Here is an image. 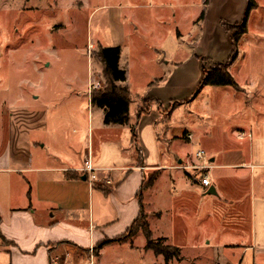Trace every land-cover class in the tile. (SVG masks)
<instances>
[{
  "label": "rangeland",
  "instance_id": "rangeland-1",
  "mask_svg": "<svg viewBox=\"0 0 264 264\" xmlns=\"http://www.w3.org/2000/svg\"><path fill=\"white\" fill-rule=\"evenodd\" d=\"M254 2L256 6L246 15L248 0H0V101H5L6 106L13 101L44 106L49 113L57 109V115H49L50 129L51 119L55 118L62 122L64 132L72 135L78 124L86 123L85 116L81 120L80 114L72 111L85 104L76 94L86 92L83 86L87 75L89 94L106 88L97 56L99 47L119 46L120 64L127 73L132 100L135 98L143 107L146 103L141 105L140 98H154L155 103L150 106L153 110L141 115L137 126H130V130L122 126L99 130L102 111L94 107L91 127L95 152L98 136L118 137L123 144L129 131L133 140L138 137L144 163H158L153 128H162L166 123L170 129L187 127L208 150L234 147L245 152L247 141L237 135L250 130L255 139L261 135L253 149L256 155L264 156V0ZM245 17L247 31L235 42L233 34ZM89 44L93 45L91 50ZM43 60L50 65L43 70L46 78L42 83L41 73L28 66H33L34 61L40 66ZM219 63L230 64V74L242 86L239 92L226 85H201L203 70ZM25 77L42 85L40 99L29 98L37 87L29 89ZM21 94L27 97L22 100ZM134 108L135 102H131V116ZM50 129L45 140L51 138ZM209 129L210 139H206L203 133ZM52 141L59 142L56 138ZM105 145L100 158L105 164L115 165L118 158L111 153L114 147L112 143ZM223 170L224 187L238 181L249 193L252 186L248 176L233 178L228 175L229 168ZM186 171L189 179L200 173ZM154 173L148 171L145 184ZM260 185L263 186L261 183L257 187ZM159 186L165 189L164 180ZM180 186L184 188L183 181ZM160 204L169 206L170 212L158 222L149 217L152 236H167L170 244L180 247L179 259L164 263L161 255L141 248L130 254L128 247L108 249L103 259L112 261L120 256L130 264H230L235 260L230 255L225 258L216 249L226 237L217 223L221 221L217 207L207 202L206 214L197 218L184 211L176 214L178 209H173L165 196ZM144 238L140 234L135 243L141 245ZM92 248L85 262L97 264Z\"/></svg>",
  "mask_w": 264,
  "mask_h": 264
},
{
  "label": "crops",
  "instance_id": "crops-1",
  "mask_svg": "<svg viewBox=\"0 0 264 264\" xmlns=\"http://www.w3.org/2000/svg\"><path fill=\"white\" fill-rule=\"evenodd\" d=\"M0 49L3 55L1 45ZM120 59L121 49L118 64L122 68ZM37 63L34 61L33 66L28 67L41 73L39 80L43 83V77L46 78L43 70L50 63L45 60L40 62V66ZM226 64L229 71L230 64ZM88 81L89 75L83 86L86 92L76 94L77 98L84 99L85 104L72 111L80 114L81 120L85 116L86 123L78 124L72 135L65 133L61 128L62 122L55 118L51 119L53 126L50 129L49 115H57V109L49 113L44 106L19 105V101L6 106L5 101H0V264H88L85 262L87 254H90L88 249L103 240L122 235L138 216L140 204L147 221L149 217L158 222L165 215L169 216L170 207L160 204L164 196L173 209H178L176 214L184 211L186 215L196 214L194 217L198 218L206 214L204 204L207 205V202L217 207L221 216L218 218L221 221L227 219L226 223L217 222L226 232L224 242L216 246L217 251L235 258H231L233 261L230 260V264H264V156L256 155L253 149L261 135L255 139L250 130L244 132L250 136L237 135L247 141L245 152L234 147L208 150L187 127L170 129L163 123L162 128L155 125L153 128L158 163H144L138 137L133 140L129 131L123 144L118 137L98 136V152H95L91 127L94 107L102 111L98 126L102 131L112 126L129 127L130 130V126H137L136 120L153 107L137 117L140 105L135 100L131 101L135 102L134 114L130 115V102L127 124L105 125L104 109L91 105ZM126 81L127 73L126 79L117 84L128 89ZM24 82L29 89L33 85L37 87L29 98L40 99L42 85L36 84L31 77H25ZM21 96H24L22 100L27 97ZM140 99H150L151 103H155L154 98ZM49 129L51 138L45 140ZM186 133L192 135L191 140L186 138ZM203 135L210 139V129ZM54 138L59 142H53ZM106 143H112L114 147H111V153L114 152L118 158H115V165L105 164L100 158ZM200 148L207 152L211 163L208 187L200 184L198 176L187 178V171L179 167L184 161L192 159L194 152ZM88 154L96 167L112 168L111 185L100 184L101 181L89 185L79 170ZM224 168L230 169L228 175H233V178L248 176L252 186L249 193L246 194L238 181L229 188L224 187L221 181L222 174H226ZM148 171L155 173L150 177L151 183L149 179L145 184ZM98 175L101 180L103 171H98ZM163 180L166 187L160 189L159 182ZM181 181L184 188H178ZM261 183L263 186L257 187ZM210 187L215 189V194H210L208 198ZM140 234L142 232L138 231L126 241L103 245L97 251V264H130L120 256H115L112 261L103 259L102 254L108 249L128 247L130 254L138 253L135 251L138 248L144 252L151 251L145 248V238L141 245L135 243ZM153 238L170 244L167 236L158 234Z\"/></svg>",
  "mask_w": 264,
  "mask_h": 264
},
{
  "label": "trees",
  "instance_id": "trees-1",
  "mask_svg": "<svg viewBox=\"0 0 264 264\" xmlns=\"http://www.w3.org/2000/svg\"><path fill=\"white\" fill-rule=\"evenodd\" d=\"M207 0H205V3ZM256 6L254 0H248L247 11ZM247 31L246 17L244 18L240 28L233 34V39L236 42L238 38ZM120 47L108 46L99 47L97 56L102 63L103 73L106 79V88L103 91H92L90 93L91 105L104 109L103 123L105 125H125L128 123V106L132 100L130 92L126 86H120L117 83L126 79V71L119 67ZM219 66L203 70L201 79V85L212 86H231L235 90H239V86L234 77L227 70L226 63H219ZM150 99H140L139 103H146L145 106H140L137 110V117L150 110ZM135 136V134H133ZM150 179L149 183H151ZM138 231H141L145 237V248L150 249L155 255H162L164 263H167L170 259L180 258L179 247L171 244H164L161 239H155L152 236V231L149 227V223L143 212L142 205L140 204V211L138 216L129 225L127 230L120 236L113 239H106L99 242L93 247L94 255H97V251L108 242H122L126 241Z\"/></svg>",
  "mask_w": 264,
  "mask_h": 264
},
{
  "label": "built area",
  "instance_id": "built-area-1",
  "mask_svg": "<svg viewBox=\"0 0 264 264\" xmlns=\"http://www.w3.org/2000/svg\"><path fill=\"white\" fill-rule=\"evenodd\" d=\"M88 48L89 50H91V48H93V45L89 44ZM93 87L96 88L97 85H94ZM244 135L250 136L249 133H244V132H240L238 134L239 137H243ZM185 136L188 140L192 139V135L190 133H186ZM179 167L186 170H196L200 172L198 176L200 184L205 187L209 186L210 182L208 178V170L211 168V163L204 149L202 148L197 149L193 154V158L192 159L189 158V160L181 164ZM79 170L81 171V173L85 175V178L89 183V185H92L98 181H101L100 184H104L106 186L112 184V176H111L112 168L96 167L92 161L90 154L86 155V157L83 159L81 168ZM98 171H103V178L101 180L99 178ZM50 264H56V263L51 262ZM90 264L93 263L90 262Z\"/></svg>",
  "mask_w": 264,
  "mask_h": 264
},
{
  "label": "water",
  "instance_id": "water-1",
  "mask_svg": "<svg viewBox=\"0 0 264 264\" xmlns=\"http://www.w3.org/2000/svg\"><path fill=\"white\" fill-rule=\"evenodd\" d=\"M207 192L210 194H215V189L213 187H210Z\"/></svg>",
  "mask_w": 264,
  "mask_h": 264
}]
</instances>
